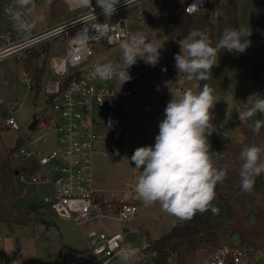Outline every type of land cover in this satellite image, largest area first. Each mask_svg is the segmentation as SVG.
Returning a JSON list of instances; mask_svg holds the SVG:
<instances>
[{
    "label": "rangeland",
    "instance_id": "rangeland-1",
    "mask_svg": "<svg viewBox=\"0 0 264 264\" xmlns=\"http://www.w3.org/2000/svg\"><path fill=\"white\" fill-rule=\"evenodd\" d=\"M161 2L165 8L164 12L160 10L156 2L151 0H141L128 6L127 15L132 22V35L142 33L147 40L155 42L161 48L158 63L167 65L169 70L165 74H157L158 82L164 80L176 82L178 80V84L182 87V94L189 89L198 92L197 81L195 79L189 81L184 73H178L171 56V43L180 33L178 21L183 15V0H161ZM222 2L223 0H209L203 12V14L210 16L213 24H216V20L222 15ZM4 4V0H0L1 18L5 17ZM261 8L262 0H238L237 19L239 28H246L250 31V20L255 13L261 11ZM25 13L36 25V27H32L34 34L42 31L44 25H59L77 14L76 11H69L62 0H32V4L28 6ZM139 13L142 14V21L137 18ZM158 13L161 16L159 19H157ZM163 18L168 19L167 24L162 21ZM183 39L176 41L178 52H180V42ZM262 39H264V33L253 50L239 56L229 57L224 65L217 64L214 66L212 76L208 79V85L214 89L213 95L216 101L212 109L215 137L232 138L231 132L238 128L242 129L241 133L245 136L243 142L248 139L247 130L251 128V124L248 121L241 123L235 119V105L236 102L240 105L244 102L248 109L256 100V96L253 94L259 93L264 96L262 71L258 72L256 79H251L252 86L247 87L245 82L249 66L264 63V42ZM64 43V38L58 37L42 43L23 62L11 56L0 61V92L6 100L17 101L19 109L15 113V118L21 127V131L30 137L35 146L43 144L46 150L54 146L53 140L56 132H54L53 127H49L51 123L49 100L42 89V81L44 73H47L49 57L63 53ZM29 59H31L32 64L29 72H27L24 64ZM98 59L112 60L118 66V70L126 67L119 45L95 49L90 62ZM256 61L257 63H255ZM145 65V62L142 63L138 59L137 63L128 69L132 77L130 82H136L133 88L137 93V101L128 104L129 114L123 115L118 108L115 111L106 109L95 111L96 119L106 123L103 127L106 136L110 132L107 123L111 120L112 115L120 118L118 122L121 121L124 125L120 137L113 141V150L106 155L95 154L93 157L97 187L101 190L103 201L126 202L131 199H138L135 184L140 172L135 169L131 156L138 147L154 145L155 136L158 134L154 128L150 112H147L146 103L148 100H142L147 92V90L141 89L143 80L146 78ZM33 69L42 70V72L32 74L31 70ZM30 76L35 79V81L32 80L34 85L32 90L26 86ZM115 83L116 85L121 84L118 79H115ZM149 87H153V92L149 94L155 95L156 102L163 103L165 109L167 103L173 98L172 95L162 94L161 89L155 84H151ZM158 88L159 90H157ZM257 88L259 91H253ZM34 115L39 121L33 131L28 130V125L32 122ZM19 136V133L11 128L0 127V160H3L8 152L18 144ZM257 146L264 149L261 139L258 140ZM231 156L233 157L227 158L224 163L225 169L234 165L236 161L242 163L237 154ZM261 160L264 161V152L261 153ZM221 185L229 208L225 205V200L218 196L215 197L212 205L218 209V212L213 214L210 210V220L215 224L214 236L201 245L206 244L204 247L207 248L209 245L230 244L232 243L230 240L232 234L237 232L233 231L234 227L240 226L245 235L243 240L238 232L242 242L258 252L264 251V173L255 177L254 186L250 192L242 190L240 177L230 185L223 182ZM16 186L15 183V188L18 191ZM47 190L46 186H39L38 193L33 191H28L25 195L17 193L15 198H8L5 201V208L10 212V216L17 218L21 223L12 224L10 227L5 223H0V264H19L23 257L29 256L35 258L36 264H55L58 252H62L66 257L65 262L61 264H99L83 240L82 233L91 229L119 230L117 222L98 217L77 227L69 220L59 219L49 206L41 202L42 196ZM146 208L148 209V206L141 203L137 213L127 224L134 227L147 226L151 238H156L167 232L173 225H182L189 220L177 218L172 220L169 215L162 213L155 216V212L154 216H151L149 212L145 211ZM251 218L252 223L249 222ZM232 231L233 233H231ZM133 236L137 237L136 240L128 244L139 247L145 236L141 237V234H134ZM107 264H125V262L117 256ZM126 264H153V262L149 255H138L134 259L129 257Z\"/></svg>",
    "mask_w": 264,
    "mask_h": 264
},
{
    "label": "built area",
    "instance_id": "built-area-1",
    "mask_svg": "<svg viewBox=\"0 0 264 264\" xmlns=\"http://www.w3.org/2000/svg\"><path fill=\"white\" fill-rule=\"evenodd\" d=\"M62 1L69 11H76L77 14L52 28L44 27L37 34L32 32L26 13L24 18L31 25L30 30L23 32L14 26L7 9L16 7L15 0H7L4 4L5 17L10 20L12 27L0 33V61L11 56L23 62L42 43L58 37H63L65 41L63 53L49 57L47 73L44 71L46 74L42 81V89L49 100V127H53L56 132L51 149L46 150L43 144L35 146L30 137L21 131L15 118L19 109L17 101L6 100L0 92V127L11 128L20 135L19 143L8 152L9 160L15 168L17 193L25 195L28 191L37 192L39 186H46L48 190L43 194L41 202L49 206L57 218L69 220L77 227L98 217L117 222L120 230L91 229L82 233L83 240L99 264H107L116 258L121 249H127L132 259L138 255H148L150 240L146 236L141 245L135 247L130 245L125 235L127 223L137 213L141 200L103 201L93 167L94 155L111 152L113 141L120 137L124 129L123 123L118 122L120 118L112 115L107 123L110 132L106 136L103 130L106 123L96 119L95 111H115L118 108L123 115L129 114L128 104L137 101V93L133 88L136 82L116 85L115 79L100 80L92 75L95 67L109 62L114 64L113 61L98 59L90 62L95 49L120 46L130 38L132 22L127 15V8L141 0H129L128 5L121 0L117 11L110 18L102 13L96 0H91L88 6L82 0ZM151 1L156 2L162 12L165 11L161 0ZM208 1L186 0L182 2V13H203ZM160 17L158 13L157 19ZM137 18L142 21V14L139 13ZM162 21L168 23L166 18ZM168 70L165 64H146V78L143 82L155 84L162 94L169 96L171 93L165 82L171 80L157 81V74H165ZM32 80L35 81L30 76L26 83L30 90L34 87ZM181 94L182 87L177 83L174 96L181 97ZM246 109L245 103L237 106L235 119L241 122L238 112ZM150 115L155 130L159 132V122L164 118V104L154 103ZM204 245L188 252L184 264H264V251L258 252L244 243L209 245L207 248ZM177 256L178 252H171L167 264H180Z\"/></svg>",
    "mask_w": 264,
    "mask_h": 264
},
{
    "label": "clouds",
    "instance_id": "clouds-1",
    "mask_svg": "<svg viewBox=\"0 0 264 264\" xmlns=\"http://www.w3.org/2000/svg\"><path fill=\"white\" fill-rule=\"evenodd\" d=\"M85 6L91 5V0H82ZM121 0H96L102 13L110 18L116 11ZM128 5L129 0H124ZM32 0H15V8L7 12L14 21V26L27 32L31 25L26 21L25 10ZM251 31L246 28H225L218 42L213 46L205 32L194 29L180 42V52L174 57L178 73H184L191 81H207L212 76V69L217 65L220 50L229 53H243L251 44L247 39ZM122 59L126 67L118 70L112 63L99 64L92 75L100 80L118 79L123 85L132 77L128 69L143 60L146 64L155 66L160 59V47L149 41L142 33L133 34L120 44ZM166 71V69H163ZM178 80L165 82L172 99L164 109V118L159 122V132L155 136L154 145L135 149L131 161L140 172L135 184V192L145 206L158 203L162 211L179 219H191L197 213L211 210L213 214L218 209L212 205L216 197V185L226 178V171L214 166V156L219 152L211 151L209 137L215 126L212 123V109L216 103L214 89L207 83L198 92L191 89L185 91L180 98L174 96ZM159 90V88L157 89ZM255 102L245 111L238 112V118L245 122L257 113L264 115V96L259 93ZM264 121L255 122L254 131L259 132ZM259 146L245 147L240 153L242 164L239 176L241 188L245 192L253 189L255 177L264 173V161ZM142 169V170H141ZM118 257L125 262L130 254L127 249H121Z\"/></svg>",
    "mask_w": 264,
    "mask_h": 264
},
{
    "label": "trees",
    "instance_id": "trees-1",
    "mask_svg": "<svg viewBox=\"0 0 264 264\" xmlns=\"http://www.w3.org/2000/svg\"><path fill=\"white\" fill-rule=\"evenodd\" d=\"M186 0H183L185 2ZM222 15L216 20V24H213L208 14H195L189 15L183 13L182 18L178 21L180 26L179 35L172 41V60L175 62V55L178 52L176 41L185 38L189 32L194 29L205 32L208 38L211 40L213 46L218 42L220 36L225 28L234 27L239 28L236 0H223ZM251 35L247 37L251 41L250 46L244 51L248 52L254 49L255 45L260 42L261 35L264 33V0H262L261 11L255 13L251 20ZM215 30V31H214ZM239 53H229L223 49L220 50L217 64L224 65L227 59L232 55ZM31 59L27 60L24 64V68L27 72L31 66ZM214 69V67H213ZM212 69V71H213ZM264 72V63L252 65L250 68V79H256L258 72ZM32 74H40L42 70L33 69ZM199 90L203 87L207 81H197ZM257 120L264 121V115L257 113L256 116L247 120L251 124V128L247 130L248 139L246 142L234 143L232 139L227 137H215L212 134L208 139L211 144V151L221 153V156H214V166L218 169H224L227 173L223 183L226 185L232 184L237 178H239L240 166L242 163L236 161L234 165L228 169L224 168V163L227 158L233 157L231 155L240 156L241 151L248 146L258 145V140L261 139L264 144V124L260 127L259 132L254 131L255 122ZM19 143V142H18ZM17 145V144H16ZM15 168L11 165L9 156L0 160V223H5L9 227L12 224H20L21 222L15 217L10 216V212L5 208V201L8 198H15L17 196V190L15 188ZM216 196L225 200V205L228 207V203L223 195L221 182L216 185ZM215 224L210 220V210L204 213H197L187 223L182 225L172 226L167 232L160 235L155 239L150 240V246L147 249L153 264H167L171 252H178L177 262L180 264L185 263V256L188 252H191L195 247L203 244L204 241L210 240L214 236ZM233 231H237L244 238V231L240 226H235ZM233 231L231 233H233ZM244 240V239H243ZM66 257L62 252L56 254L55 264H61L65 262ZM19 264H36L33 256L24 257Z\"/></svg>",
    "mask_w": 264,
    "mask_h": 264
},
{
    "label": "crops",
    "instance_id": "crops-1",
    "mask_svg": "<svg viewBox=\"0 0 264 264\" xmlns=\"http://www.w3.org/2000/svg\"><path fill=\"white\" fill-rule=\"evenodd\" d=\"M7 0H4V3L6 2ZM64 3V2H63ZM237 6H238V0H236V11H237ZM28 9H26V11H27ZM29 20H30V22H31V25H32V27L34 28V27H36V25L34 24V22H33V20L32 19H30L29 18ZM66 21H68V20H66ZM66 21H64V22H66ZM64 22H62V23H64ZM61 23V24H62ZM39 24V23H38ZM58 25V24H57ZM57 25H54V26H57ZM54 26H47V25H44V26H42V30H43V28L44 27H54ZM12 27V24L10 23V20L8 19V18H6V17H4V18H1L0 17V33H2V32H4V31H6L7 30V28L9 29V28H11ZM37 27H39V26H37ZM262 42H264V39H262ZM243 53H245V52H243ZM243 53H239V54H237V56H239V55H241V54H243ZM249 53H251V52H249ZM251 54H255V53H251ZM235 55H232V57H234ZM256 56H257V54H256ZM231 57V56H230ZM258 57V56H257ZM255 63H257V61L255 62ZM254 63V64H255ZM251 66L252 65H250L249 66V71H248V75H247V78H246V86L247 87H250V86H252V81H251V79H250V76H249V72H250V68H251ZM149 85H151L149 82H143V84H142V90L143 89H145V90H147V96H145L142 100H148L147 102L148 103H146V105H147V112H150L151 111V108H152V106H153V104L154 103H156V98H155V95H152V94H149L150 92H153V87H149ZM264 86V72H262V90H263V87ZM242 91H244V90H242ZM241 91V93H243ZM253 91H255V92H257V91H259V88H257V89H254ZM150 99V100H149ZM244 103V102H243ZM236 108H237V106H240V104H238L237 102H236ZM241 123H244V122H241ZM242 132V129H238V128H236V129H234L231 133H232V135H234V134H236V133H241ZM231 135V134H230ZM230 138V137H229ZM230 139H232V138H230ZM95 173V172H94ZM95 179H96V177H95ZM96 184H98L97 183V180H96ZM98 186V185H97ZM100 190V189H99ZM100 194H101V196H102V193H101V190H100ZM131 200H136V199H131ZM130 200V201H131ZM138 200V199H137ZM141 203H143V202H139V205L141 204ZM145 211L146 212H149V214L151 215V216H154V212H155V216L156 215H160L161 213L162 214H167V215H169V217H170V219H172V220H175L177 217L176 216H174V215H172V214H169V213H167V212H165V211H162L161 210V207H160V205L158 204V203H156V204H154V205H151V206H148V209L146 208L145 209ZM133 219V218H132ZM131 219V220H132ZM177 219H179V218H177ZM132 223H134V221H132ZM177 225H181V224H177ZM173 226H175V225H173ZM172 227V226H171ZM170 227V228H171ZM119 228L121 229V227L119 226ZM169 228V229H170ZM119 229V230H120ZM125 230H126V233H125V235H126V240H128V242H131V243H133L135 240H136V236H133L134 234H141V237H143V236H146L147 238L149 237V238H151L150 237V235H149V229H148V227L147 226H141V227H134L133 225H128L127 224V226H126V228H125ZM165 233V232H164ZM164 233H162V234H164ZM162 234H160V235H162ZM159 235V236H160ZM158 236V237H159ZM158 237H156V238H158ZM151 239H155V238H151ZM24 258V257H23ZM21 261V260H20ZM20 261H19V263H20Z\"/></svg>",
    "mask_w": 264,
    "mask_h": 264
},
{
    "label": "water",
    "instance_id": "water-1",
    "mask_svg": "<svg viewBox=\"0 0 264 264\" xmlns=\"http://www.w3.org/2000/svg\"><path fill=\"white\" fill-rule=\"evenodd\" d=\"M38 119L36 116H33L32 122L28 125V130H34L36 128V125L38 123ZM245 136L242 133H236L232 136V141L234 143H242L244 141ZM49 220V218H48ZM250 223L253 222L252 218L249 220ZM231 242L236 243V244H242V239L240 238V235L238 232H234L231 236Z\"/></svg>",
    "mask_w": 264,
    "mask_h": 264
}]
</instances>
